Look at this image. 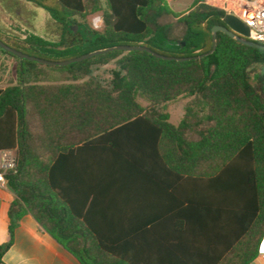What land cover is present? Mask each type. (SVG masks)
<instances>
[{"label": "trees", "instance_id": "1", "mask_svg": "<svg viewBox=\"0 0 264 264\" xmlns=\"http://www.w3.org/2000/svg\"><path fill=\"white\" fill-rule=\"evenodd\" d=\"M19 1L63 26L61 39L48 41L29 32L17 37L0 28V40L51 61L118 45L197 57L211 50V29L226 26L227 16L204 0H195L181 15L168 0H10L2 12H11L12 2ZM89 14L102 17L101 29L81 24L97 39L76 44L72 24L78 30L81 25L74 17ZM0 53L16 60L14 78L0 88V153H15L14 167L0 166V173L16 196L0 264L26 213L80 264H126L91 225L86 208L66 202L58 183L61 160L72 149L109 132L136 128L155 133L161 159L180 176L209 184V205L227 212V250L216 264H252L258 257L264 235V50L219 32L214 53L187 62L114 51L59 67ZM111 62L119 71L104 86L91 76L92 68ZM182 98L191 100L180 123L173 125L168 107Z\"/></svg>", "mask_w": 264, "mask_h": 264}, {"label": "crops", "instance_id": "2", "mask_svg": "<svg viewBox=\"0 0 264 264\" xmlns=\"http://www.w3.org/2000/svg\"><path fill=\"white\" fill-rule=\"evenodd\" d=\"M9 1L0 0V11ZM180 121L172 123L170 115L173 125ZM84 146L61 160L59 190L75 209L86 208L91 225L126 264H216L225 256L227 212L209 205V184L180 176L161 159L155 133L109 132ZM3 153L15 161L13 151ZM15 200L0 185V245L8 241ZM1 264L80 262L26 213Z\"/></svg>", "mask_w": 264, "mask_h": 264}, {"label": "rangeland", "instance_id": "3", "mask_svg": "<svg viewBox=\"0 0 264 264\" xmlns=\"http://www.w3.org/2000/svg\"><path fill=\"white\" fill-rule=\"evenodd\" d=\"M195 0H168L167 4L169 8L181 15L187 13L193 6ZM100 19L101 22L97 20ZM74 20L77 24H90L95 29H101L102 17L99 15L89 14L86 18L81 16H75ZM0 26L9 32L11 35L17 37H23L25 32L34 33L48 41H59L63 34V26L55 23L50 19L46 12H43L32 5L23 2H12L11 12L0 11ZM73 29L75 25L72 24ZM77 32H79L77 34ZM74 42L76 44H84L85 42L95 41L97 34L89 31L84 25L80 26V30L75 31ZM70 39L72 37L69 36ZM85 39V41H83ZM28 54H34L36 56H43L38 51L27 50ZM16 60L0 53V88H5L15 75ZM119 71V67L116 62H111L108 65H96L92 68V77L98 80L104 86H110L114 75ZM191 98L178 99L177 101L170 103L168 112L171 115V121L177 124L183 117L185 107ZM143 105L147 103L141 100Z\"/></svg>", "mask_w": 264, "mask_h": 264}, {"label": "water", "instance_id": "4", "mask_svg": "<svg viewBox=\"0 0 264 264\" xmlns=\"http://www.w3.org/2000/svg\"><path fill=\"white\" fill-rule=\"evenodd\" d=\"M224 22L226 26H221V25H216L212 27L211 29V41H212V48L209 52L201 54L197 57H189V58H177V57H168L164 56L161 54H158L154 51H152L150 48L144 45H139V46H132V45H118V46H112L108 48H103V49H98L94 50L92 52L83 54L79 57L66 60V61H51V60H46L43 58H39L37 56H33L27 53H24L20 50H16L10 46H8L6 43H4L2 40H0V49L7 52L8 54L17 57L19 60H26L30 62H35V63H40V64H45V65H52V66H59V67H66L69 65H72L74 63H79L84 60H88L91 58H94L96 56L104 55L109 52H114V51H124V52H146L154 56L155 58L166 60V61H177V62H187L193 59H202L205 58L212 53H214L217 49V34L219 32H222L229 37L235 39L236 41L240 42L241 44H244L246 46H250L256 49H261L264 50V45L259 44L257 42H254L253 40L250 39V29L242 22L240 21L237 17L232 16V15H227L224 18ZM78 30V26L75 27L74 31ZM162 41H166L165 39H162ZM174 46H170V48H173ZM6 187L14 192V190L10 187L9 184H6Z\"/></svg>", "mask_w": 264, "mask_h": 264}, {"label": "built area", "instance_id": "5", "mask_svg": "<svg viewBox=\"0 0 264 264\" xmlns=\"http://www.w3.org/2000/svg\"><path fill=\"white\" fill-rule=\"evenodd\" d=\"M206 5L219 8L227 15L237 17L250 29V39L264 45V0H204ZM101 22L100 19L97 20ZM1 168L8 170L14 167V159L3 153L0 156ZM0 185L6 186V179L0 173ZM258 258L264 260V235L258 243Z\"/></svg>", "mask_w": 264, "mask_h": 264}]
</instances>
